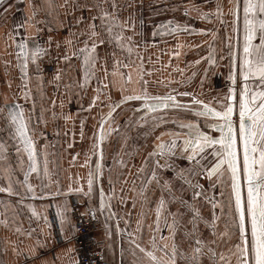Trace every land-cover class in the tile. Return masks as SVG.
<instances>
[{
	"label": "crops",
	"instance_id": "crops-1",
	"mask_svg": "<svg viewBox=\"0 0 264 264\" xmlns=\"http://www.w3.org/2000/svg\"><path fill=\"white\" fill-rule=\"evenodd\" d=\"M95 2L5 0L0 6V105L7 96L9 103L15 101L25 108L26 115L30 117V128L35 130L37 147L47 153L48 160L47 175L43 172L41 156L39 175L33 173L29 177L36 194L33 199L25 185L16 183L17 180H23V173L28 168L27 154L22 150L19 155L16 153V141L10 139L0 121V141L5 143L7 149L3 154L5 158L0 159V187L7 186L9 181L5 177L10 173L13 191L19 193L9 195L0 192V221H6V224L0 223V264H77L74 241L76 226L72 212L74 202L81 203L88 214L95 213L101 221L94 236L105 264H134L137 257L132 255L135 245L131 240L135 239L142 246L148 242L149 225L155 220L154 209L160 195V189L155 184L145 193L147 199L138 194L141 178L152 166L151 160L144 172H138L137 169L144 163L154 143L159 142L155 140V135L166 129H174V126L171 123L164 124L148 136L143 134L148 125L126 129L129 119L135 121L142 113L133 111L132 105L136 103L122 105L114 113V121L120 125L121 132L126 131L128 138L124 141L121 135L112 133L105 140L104 159L101 162L103 174L94 181L89 193L88 175L97 159L91 155L94 132L102 115L109 110L110 101L105 97L110 95L113 101H119L129 91L134 94L141 90V70L143 79L148 82L147 89L153 95H164L172 89L188 91L216 107H219L217 99L226 92L230 83L227 80V37L232 34L229 0H114L115 9L112 7L113 0H106L103 7L107 11L114 13L121 22L135 23L134 31L124 30L125 36L133 38V52L130 55L114 43L100 45L98 52L101 59L97 62L95 77L87 87H78L82 75L81 61L76 57L70 61L58 57L82 46L85 36L80 35V32L88 31L87 25L91 21L87 18L97 14V9L89 11L82 5ZM218 5L223 8V23L216 14ZM185 9H188L189 14L185 15ZM204 13L210 15L211 22L202 17ZM81 16L85 19L78 24L76 20ZM169 20L174 22L173 26H187L188 31L153 37V30L162 32L156 26ZM25 21V28L20 29V32H26L28 38H39L41 43L49 36L52 38L51 55L39 62L40 71L35 65L28 66L27 83L31 98L27 102L22 98L24 81L16 59L15 44L9 39L13 26ZM94 23L99 26L98 19ZM37 28L41 31L37 32ZM97 30L100 31L99 27ZM201 30L210 31L202 34ZM70 31L74 34L71 37L73 43L67 45L65 39L69 38ZM57 42L60 43L59 48L55 46ZM211 48L215 49L214 65H209L207 61ZM112 52H115V57L110 55ZM114 59L132 65L119 70L131 73L130 84L125 85L119 75H111ZM102 66L107 67L108 76L101 70ZM58 70L60 79H55ZM98 79L108 87L99 93L100 99L89 109L93 96L98 95L95 89L101 87ZM178 99L186 101L189 97ZM65 116L71 118L65 120ZM165 119L170 121L194 117L180 111H169ZM105 128H108V124H105ZM163 139L167 140L168 136L165 135ZM86 158L89 159L87 165ZM119 159L125 160L127 167L115 162ZM160 163L163 164L164 160H160ZM166 174L167 171L163 173L165 178ZM133 187L137 189L136 192H133ZM101 189L106 199L111 197L110 209L103 212L99 211ZM121 197L124 198L123 202ZM33 208L38 215H32ZM57 209L65 217L63 227ZM110 211L115 216L110 217ZM137 221L141 222L139 232L136 231ZM164 232L167 234L166 229ZM128 233L133 235L128 236ZM136 252L139 256L138 250ZM203 262L204 256L200 264ZM177 264L188 262L178 256Z\"/></svg>",
	"mask_w": 264,
	"mask_h": 264
},
{
	"label": "snow or ice",
	"instance_id": "snow-or-ice-1",
	"mask_svg": "<svg viewBox=\"0 0 264 264\" xmlns=\"http://www.w3.org/2000/svg\"><path fill=\"white\" fill-rule=\"evenodd\" d=\"M2 2V0H0ZM106 0H96L89 5L82 7L91 11L97 9V14L88 17V31H81L80 35L85 36L81 47L68 52L58 59L70 61L76 57L81 61V79L78 87H87L92 78L95 77L97 62L101 59L98 48L100 45L114 43L121 50H126L130 55L133 52L132 36H125L124 30L134 31L135 23L128 21L121 22L114 13L107 11L103 5ZM231 7L232 34L227 37L229 49V73L227 80L230 82L226 92L217 99L219 107L200 99L192 92H179L172 89L164 95H153L147 89V81L143 79L144 73L139 72L141 90L133 94L131 91L127 95H122L119 101H113L112 97L105 98L110 101L108 112L102 115L97 130L94 132V139L91 146V155L97 159L94 167L88 175V192L92 191L93 183L103 174L104 142L112 134L121 135L123 140H127V133L121 132L120 125L114 121V113L122 105L130 102L133 104V111L142 113L139 118L133 121L129 119L125 128L149 127L143 133L145 136L152 135L156 129L162 125L171 123L174 129H166L155 135L154 143L148 156L144 158V163L137 169L144 172L149 160L151 168L145 176L141 178L139 196L147 199L145 193L153 184L160 189V195L155 204V220L149 225L150 236L145 245L137 243L135 239L131 243L135 245L132 255L137 257L134 264H177L178 244L176 236L180 227L181 219L186 212L179 209L169 211V205L179 204L181 207L191 212L188 223L191 230L185 229L184 240H192V254L185 255L179 250V256L188 264H200L201 257L205 255V249L209 254L212 264H264V0H229ZM113 9L116 4L113 0ZM189 14L185 9V15ZM217 17L223 23V8L217 6ZM35 15V12L33 13ZM202 17L211 22L209 14L204 13ZM85 17H78L76 22L81 23ZM99 20V26L94 21ZM131 19V18H130ZM27 21L13 26L9 39L15 44L16 59L24 81L21 91L25 102L30 100V89L28 87V66L35 65L40 71V61L50 56L52 38L49 36L43 43L39 38L30 39L26 32H20L25 28ZM39 23V22H38ZM143 23V21H141ZM172 20L161 23L153 30L152 36L158 34L173 35L180 31H188L187 26L181 28L176 24L173 26ZM99 27L100 31L97 30ZM41 29L37 28V32ZM51 31V29H49ZM210 30H201L202 34H207ZM74 34L70 31L69 38L65 39L67 45H72L71 37ZM56 48L60 43H56ZM211 47V46H210ZM179 53H174L178 55ZM115 57V52L110 53ZM139 58V54H137ZM142 59V58H140ZM209 65L216 62L215 49L211 48L207 56ZM198 63V61H197ZM130 63L121 62L118 59L113 61L111 75H119L124 84L132 82L131 73H123L121 68H130ZM142 68V65H141ZM101 70L105 76L109 75L107 67L102 66ZM206 78V73L205 77ZM55 79H60L59 70ZM95 91L98 95L93 96L89 109L96 105L100 99L99 93L108 87L107 84L98 79ZM178 97H189L188 100H181ZM34 109V103H33ZM169 111H180L190 114L194 119H172L166 120L165 115ZM158 114V115H153ZM65 116L64 119H70ZM149 118L151 123H149ZM202 118V119H200ZM0 121L3 128L8 132L10 139L16 141L15 150L19 155L21 150L27 154L28 168L23 173V180L16 183L27 187L32 198H36L35 191L29 177L41 171V156L43 157V172L48 174L47 153L43 149H38L34 136L35 130L30 128V117L26 115L25 108L13 101L9 103L7 96L0 105ZM108 124V128H105ZM43 136V133L40 134ZM167 135L168 139L163 137ZM83 136V130H81ZM46 147V145L44 146ZM71 147V145H69ZM6 145L0 141V159H4ZM160 160H164L161 164ZM182 161V164L176 161ZM123 167L127 163L123 159L115 161ZM21 165L23 160L20 161ZM89 163L86 158L85 164ZM159 170V171H158ZM7 171V170H6ZM171 171V178H165L163 173ZM8 179L6 187H0V192L9 195H19L13 191L11 174L5 177ZM203 180L208 182L205 188ZM179 181L180 185L173 191V184ZM111 183V180L109 181ZM127 180L125 179L124 183ZM135 185V181H133ZM219 185L220 191L215 189ZM224 189H227L225 192ZM82 189H77L81 191ZM137 189L133 187V192ZM167 192V198L164 193ZM179 192V195L176 193ZM190 193L188 199L185 194ZM87 194V193H85ZM219 197V198H218ZM111 197L106 199L103 189L100 191L99 211L110 209ZM202 199L211 206L212 218L205 220L196 207V201ZM124 198L121 197V202ZM135 206V203H134ZM227 208L228 219L224 224V231L219 232L217 221L220 217L215 209ZM32 208L31 205H29ZM32 215H38L32 209ZM110 217L115 216L114 212H109ZM57 216L61 219V225L65 217L57 209ZM95 219V213L92 214ZM47 223V218L45 217ZM203 222L209 229L213 239L202 238L198 224ZM6 224V221H0ZM140 221H137V232L140 231ZM118 227V225H117ZM167 230L165 234L164 230ZM19 231V229H17ZM132 236L133 233H128ZM227 237L230 244H226L219 251L211 245L218 244L220 238ZM39 243V242H38ZM71 250V249H70ZM139 256H137V252ZM15 251V249H14Z\"/></svg>",
	"mask_w": 264,
	"mask_h": 264
},
{
	"label": "rangeland",
	"instance_id": "rangeland-1",
	"mask_svg": "<svg viewBox=\"0 0 264 264\" xmlns=\"http://www.w3.org/2000/svg\"><path fill=\"white\" fill-rule=\"evenodd\" d=\"M139 91H137L136 93H139ZM134 93V94H136ZM149 93L153 94L152 92L149 91ZM130 103H137V102H130ZM176 163L178 164H182V161L177 160ZM167 178H171L172 176V172L171 171H167L166 174ZM202 183H204L205 188L208 187V182L206 180H203ZM180 182L176 181L173 184V191H176V189L179 188ZM221 189L219 187V185L217 186V188L215 189L216 192H219ZM224 191L226 192L227 189H224ZM177 195H179V192L176 193ZM167 192L164 193L165 198H167ZM190 193H186L185 194V199H188ZM219 198V197H218ZM196 207L199 208L201 216L205 219V220H211L212 218V209L211 206L208 205L206 202H204L202 199L197 200L196 201ZM177 209H179L181 212H186V215L181 219V223H180V227L178 229L177 232V236H176V242L178 244V255L179 256V250H182L185 255H191L192 254V245H193V241L192 240H184L183 239V232L185 229L191 230V224L188 223L189 218L191 217V212H188L186 209H184L183 207H181L179 204H171L169 205V211L175 212L177 211ZM217 215L220 217V219L217 221V229L219 232L224 231V224L225 221H227L228 219V215H227V208L226 206L224 207L223 213L221 212V208L217 207V209H215ZM198 228H199V232L202 238H206L208 240L213 239V237L210 234V229L203 223L200 222L198 224ZM231 242L228 241L227 237H222L220 238L218 244H214L211 245V247L217 248V250L219 251L221 248H224L226 244H230ZM204 256V262L203 264H212L211 260L209 259V254H207V250L205 249V255ZM202 256V257H203ZM201 257V258H202Z\"/></svg>",
	"mask_w": 264,
	"mask_h": 264
},
{
	"label": "built area",
	"instance_id": "built-area-1",
	"mask_svg": "<svg viewBox=\"0 0 264 264\" xmlns=\"http://www.w3.org/2000/svg\"><path fill=\"white\" fill-rule=\"evenodd\" d=\"M72 212L76 226L74 241L78 257L77 264H105L103 253L94 236L101 221L96 216L93 219L79 202L72 204Z\"/></svg>",
	"mask_w": 264,
	"mask_h": 264
},
{
	"label": "flooded vegetation",
	"instance_id": "flooded-vegetation-1",
	"mask_svg": "<svg viewBox=\"0 0 264 264\" xmlns=\"http://www.w3.org/2000/svg\"><path fill=\"white\" fill-rule=\"evenodd\" d=\"M5 0H2V2H0V6L2 5V3L4 2Z\"/></svg>",
	"mask_w": 264,
	"mask_h": 264
}]
</instances>
